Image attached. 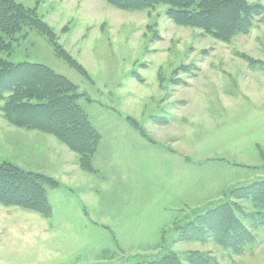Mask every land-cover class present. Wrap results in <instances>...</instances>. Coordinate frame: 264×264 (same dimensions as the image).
<instances>
[{
    "label": "rangeland",
    "instance_id": "374dc122",
    "mask_svg": "<svg viewBox=\"0 0 264 264\" xmlns=\"http://www.w3.org/2000/svg\"><path fill=\"white\" fill-rule=\"evenodd\" d=\"M16 1L37 10L87 76L33 28L0 56L76 84L101 140L97 172H86L54 135L13 126L0 111V162L58 183L46 187L50 217L0 204V264H148L169 253L194 264L192 252L210 264H264V208L251 200L236 211L255 236L241 253L180 241L175 229L226 203L231 188L264 180V13L223 42L176 24L162 5Z\"/></svg>",
    "mask_w": 264,
    "mask_h": 264
},
{
    "label": "trees",
    "instance_id": "16d2710c",
    "mask_svg": "<svg viewBox=\"0 0 264 264\" xmlns=\"http://www.w3.org/2000/svg\"><path fill=\"white\" fill-rule=\"evenodd\" d=\"M122 10H146L165 6L166 15L176 24L203 30L217 40L230 42L247 34L256 17L264 13L262 4L252 0H104ZM27 28L47 36L57 53L80 73L85 69L56 42L50 25L37 13L16 0H0V54H11L16 36ZM249 61V60H248ZM255 61H252L254 63ZM179 69L190 72L188 66ZM78 86L41 63L12 62L0 56V111L13 126L36 129L54 135L79 157L82 170L97 172L93 166L101 136L79 104L83 97ZM129 121L145 135L140 125ZM164 123V120H158ZM58 183L42 173L27 171L10 162H0V204L18 206L50 217L53 211L47 186ZM228 201L197 216L185 225L178 224V240L208 243L241 253L244 245L255 241L254 232L236 215L240 201L251 200L264 208V180L233 187ZM233 204H232V203ZM264 226V216H262ZM194 264H210L199 252L189 254ZM148 264H183L169 253Z\"/></svg>",
    "mask_w": 264,
    "mask_h": 264
},
{
    "label": "crops",
    "instance_id": "0c3cea01",
    "mask_svg": "<svg viewBox=\"0 0 264 264\" xmlns=\"http://www.w3.org/2000/svg\"><path fill=\"white\" fill-rule=\"evenodd\" d=\"M259 146V145H258ZM260 147V146H259Z\"/></svg>",
    "mask_w": 264,
    "mask_h": 264
}]
</instances>
